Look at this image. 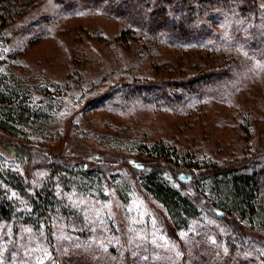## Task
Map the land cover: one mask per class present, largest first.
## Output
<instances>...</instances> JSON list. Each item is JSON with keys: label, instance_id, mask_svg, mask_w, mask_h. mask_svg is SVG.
Listing matches in <instances>:
<instances>
[{"label": "rangeland", "instance_id": "obj_1", "mask_svg": "<svg viewBox=\"0 0 264 264\" xmlns=\"http://www.w3.org/2000/svg\"><path fill=\"white\" fill-rule=\"evenodd\" d=\"M236 1L228 8L197 4L195 17L189 0L153 4V17L173 13L178 24L153 36L120 7L126 0L102 8L87 0H0V16H15L0 35V78L39 114L17 137L0 128V169L20 174L33 190L52 180L69 214H81L84 223L59 215L37 233L3 222L0 264H57L60 252L68 255L85 238L132 264H206L205 253L222 258L218 237L234 235L200 196L198 167L264 164V0ZM244 4L258 10L244 14ZM53 165L100 181L65 187ZM158 165L200 206L188 227L172 230L144 186ZM263 238L252 232L243 259L227 246L221 254L246 264L259 255L256 264H264Z\"/></svg>", "mask_w": 264, "mask_h": 264}, {"label": "trees", "instance_id": "obj_2", "mask_svg": "<svg viewBox=\"0 0 264 264\" xmlns=\"http://www.w3.org/2000/svg\"><path fill=\"white\" fill-rule=\"evenodd\" d=\"M87 1L88 5L93 3L96 7L102 8L107 0ZM114 1L116 2L117 0ZM166 1L167 0H141L140 2L137 1L138 4H132L126 0V2H122L123 4L120 7H123V9H131V13H133V15L135 14V17L133 16L131 20H135L132 22H135L137 27L152 30L153 36H159L158 33L167 35L169 28L175 31L174 26H168L176 23V16L174 18L173 13H165L161 18L158 17V19H156L150 12L153 4H157V6H166ZM236 2L238 1L189 0V12L195 17L194 15L197 14L196 10L198 9L196 7L197 4H202L208 9H213L211 6L212 4H216L219 8L223 4L228 8L232 6L237 7ZM118 3H120V1L116 2V5H118ZM188 4L184 6H188ZM241 8L244 9V14H253L254 11L256 12V9L258 10L256 4L254 7L244 4ZM12 14H2L0 16V35L2 34L3 28L13 22L10 18H15V16ZM123 15L121 16L123 17ZM149 18H152L151 23L148 21ZM176 25L178 24L176 23ZM227 67L229 70L228 73H225L228 76L230 69L234 71L236 66L235 64H231ZM239 68L240 67L236 70ZM223 70H221V72ZM19 92V89L9 85L5 78H0V128L16 137L20 134V130L23 131V129H19L21 126L27 127L31 124L33 118H39V114L31 109L29 104L25 103L23 99L20 98L21 96L19 97ZM18 97L19 100L16 101L15 99ZM163 150L164 146H159L158 153L160 157L164 156ZM134 165L141 171L145 168L144 165L137 162ZM53 166L57 176L62 177V179L65 178V187L68 185H82V182L77 180H83V182L92 184L97 183L96 180L99 179L98 174L87 175L85 173L80 174L68 170L57 171L59 166ZM159 168L158 165L153 170L146 173L144 177V186L147 191L163 205L170 217L172 230L188 227L189 222L200 215V206L189 196H184L168 183L163 178ZM203 168L201 169L198 167L200 172L201 170L203 171L201 180L198 183L200 196L209 204L208 208L213 214L224 220L229 230H231V235L233 233V235L237 237L235 232L237 229L241 234L238 240L234 236H230L229 233L227 234L228 237L219 236L218 245H216L217 248H215V250L219 252L218 254H220L222 258L217 257L215 253L214 256H208V254L205 253L207 259L204 261L206 264H241L243 262L241 259L245 258L244 255H247L244 253V250L247 248L244 246V241L248 242L249 236H251L253 231L264 233V164L263 162L261 163L259 159H255L248 160L246 164L242 166L238 164L222 168L221 166L212 165L204 166ZM143 171H145V169ZM63 173L64 175L62 176ZM64 176H67L69 179H66ZM12 192L24 197L26 203L21 205V203L13 197ZM69 209V205L67 206L58 196L55 184L52 180L41 190H33L26 184L24 178L20 174L0 169V224L8 222L16 224L17 227L29 226L35 229L37 233H41L44 225L50 229L54 223L53 219L59 215H63L70 221L78 222L80 226H84L81 214L79 215L74 211H72V214H69ZM78 220H80V222ZM75 242L76 246L72 247L68 255L63 252H60V254H58L59 256L57 255V264H132L133 262L125 257L123 259L121 253L115 249L108 250V253L105 251L100 252L94 240L91 241L89 238L80 241L76 240ZM239 244L243 247H241V250L237 247ZM224 246L230 248L234 256H240L241 259L233 261L231 252L227 255H231V259L224 257V255L221 254ZM237 250L240 251L238 255L236 254ZM255 257L254 259L248 258V262L256 264V260L260 261L262 256L256 255ZM243 263H245V261Z\"/></svg>", "mask_w": 264, "mask_h": 264}]
</instances>
